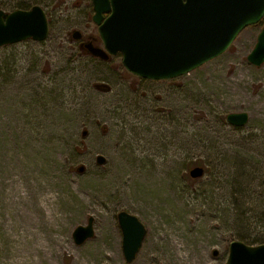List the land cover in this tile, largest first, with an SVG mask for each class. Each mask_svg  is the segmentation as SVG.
<instances>
[{
  "label": "rangeland",
  "instance_id": "obj_1",
  "mask_svg": "<svg viewBox=\"0 0 264 264\" xmlns=\"http://www.w3.org/2000/svg\"><path fill=\"white\" fill-rule=\"evenodd\" d=\"M36 6L47 17V39L0 48V197L12 183L35 217L39 186L59 196L63 210L75 215L65 234L73 253L65 250L59 263L126 264L122 212L147 230L131 264H180L171 228L196 248L193 264H226L236 241L263 246L264 65L253 66L248 57L264 20L192 73L148 81L129 73L122 56L103 61L84 48H104L92 0H0L6 14ZM242 76L245 82L233 86ZM242 113L249 115L245 127L228 122ZM196 167L204 177L191 178ZM115 186L124 192L115 193ZM181 207L193 210L190 232L176 222ZM90 219L95 235L79 246L74 232ZM100 235L102 249L112 246L95 260ZM9 249L0 225V264Z\"/></svg>",
  "mask_w": 264,
  "mask_h": 264
},
{
  "label": "water",
  "instance_id": "obj_2",
  "mask_svg": "<svg viewBox=\"0 0 264 264\" xmlns=\"http://www.w3.org/2000/svg\"><path fill=\"white\" fill-rule=\"evenodd\" d=\"M93 21L99 27L104 48L93 43L84 45L90 55L103 61L122 55L125 69L144 80L170 81L201 68L225 54L236 38L248 27L264 18V0H92ZM49 34L44 10L6 14L0 11V48L28 40L43 42ZM81 41L83 35L75 32ZM248 61L264 65V29ZM228 122L237 128L249 123L246 113L232 114ZM105 165L106 159L97 158ZM84 172V168L80 169ZM205 169L190 172L193 179L204 177ZM123 233L126 264L133 263L146 237L141 221L126 212L118 215ZM95 235L94 220L74 232L77 245ZM214 252V256H218ZM226 264H264V245L250 247L242 242L230 245Z\"/></svg>",
  "mask_w": 264,
  "mask_h": 264
},
{
  "label": "bare ground",
  "instance_id": "obj_3",
  "mask_svg": "<svg viewBox=\"0 0 264 264\" xmlns=\"http://www.w3.org/2000/svg\"><path fill=\"white\" fill-rule=\"evenodd\" d=\"M246 77L242 76L232 82L233 86H239L245 82ZM36 77L31 78L35 86ZM119 185H123L122 182ZM115 193L121 187L115 186ZM0 205L2 206L3 218L0 225L3 229L5 238L9 241L10 249L7 251L4 264H60L58 257L68 251L73 253V249L67 244L66 231L69 228L72 218L71 215L63 210L59 205V196L47 184H42L37 190V202L34 204L33 214L26 209L27 196L21 190L15 188L13 184L3 185ZM100 200V198L98 199ZM96 203L97 200L95 199ZM171 205L170 209L175 210ZM161 212L162 210L159 209ZM180 216L176 215V222L186 232L192 230L191 219L188 213L193 211L189 208H182ZM169 218H173L171 213H167ZM170 246L175 250L180 264H193L191 255L196 250L187 245L185 240L177 231L169 230ZM102 235L95 241L94 259L102 258L105 251H109L112 245L105 249L101 246ZM153 240H149V248H154ZM91 258L86 260L76 259L75 264H91Z\"/></svg>",
  "mask_w": 264,
  "mask_h": 264
}]
</instances>
